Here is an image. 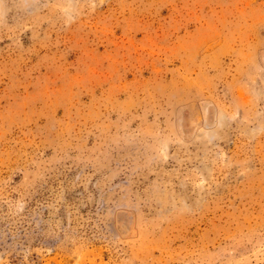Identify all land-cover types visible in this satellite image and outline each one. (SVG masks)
I'll list each match as a JSON object with an SVG mask.
<instances>
[{
	"label": "rangeland",
	"instance_id": "374dc122",
	"mask_svg": "<svg viewBox=\"0 0 264 264\" xmlns=\"http://www.w3.org/2000/svg\"><path fill=\"white\" fill-rule=\"evenodd\" d=\"M0 264H264V0H0Z\"/></svg>",
	"mask_w": 264,
	"mask_h": 264
},
{
	"label": "bare ground",
	"instance_id": "6f19581e",
	"mask_svg": "<svg viewBox=\"0 0 264 264\" xmlns=\"http://www.w3.org/2000/svg\"><path fill=\"white\" fill-rule=\"evenodd\" d=\"M208 137V136H207Z\"/></svg>",
	"mask_w": 264,
	"mask_h": 264
}]
</instances>
